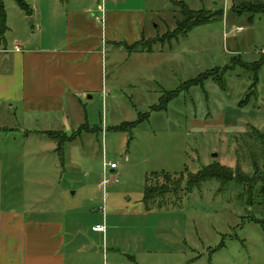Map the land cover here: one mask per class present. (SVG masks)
Returning <instances> with one entry per match:
<instances>
[{"label": "rangeland", "instance_id": "rangeland-1", "mask_svg": "<svg viewBox=\"0 0 264 264\" xmlns=\"http://www.w3.org/2000/svg\"><path fill=\"white\" fill-rule=\"evenodd\" d=\"M21 1L28 11L49 0ZM184 1L193 11L224 14L168 44L178 8H147L146 22L157 25L142 42L150 46L163 37L165 47L160 52L155 42L152 54L107 63L108 86L117 89L107 93V105L84 100L93 132L78 131L69 140L0 139V170L21 167L27 174L19 191L1 189L0 202L21 196L29 212H55L49 219L63 224L67 242L75 235L74 245L83 237L88 242L77 261L94 253L100 264H264V234L257 224L264 222V15L249 22L231 12L264 0ZM83 2L96 7L102 0ZM3 6L7 24L0 43L34 40L37 33L27 21L28 35L20 30L25 12L15 0H3ZM205 72L204 82L190 84ZM129 123L135 125L113 130ZM209 165L220 168L188 192L152 177L182 173L184 184ZM149 178L150 187L166 194L155 198L161 206L146 210ZM96 222L105 225L104 244L101 233L90 234Z\"/></svg>", "mask_w": 264, "mask_h": 264}, {"label": "crops", "instance_id": "crops-1", "mask_svg": "<svg viewBox=\"0 0 264 264\" xmlns=\"http://www.w3.org/2000/svg\"><path fill=\"white\" fill-rule=\"evenodd\" d=\"M54 1H46L47 4H42L38 10L21 12L24 26L20 30L28 35L27 21L37 33L35 37L31 31L34 40L26 36L18 40L19 43H0V139H13L14 142L17 139H50L46 133L59 132L67 139H74L80 129L82 133L93 132L86 123L88 104L84 100L101 99V103L107 105L104 103L107 93L117 89L108 86L107 63H122L134 53L152 54L155 42L160 52L165 47L163 37L156 39L152 46L142 42L151 37L150 32L157 25L151 28L146 22L147 8L162 9L164 3L176 7L178 3L186 5L184 0H145V3L142 0L139 4L106 0L109 4L104 5L103 23H99V4L95 7L83 0ZM178 37L173 40L177 42ZM139 43L141 48L127 49ZM16 46L19 52L14 50ZM124 50L126 54L122 53ZM112 78L118 80L123 76ZM12 155L7 154L10 159ZM25 175L21 167L0 170V191H19L21 181H26ZM49 215L57 214L45 210L29 212L21 196L0 202V264H67V255L68 264H100L94 253L77 261L75 256L86 251L83 249L88 245L86 238L77 244L79 247L74 245L76 235L67 242L63 224L57 219L50 220ZM100 224L96 222L91 226L90 234H100L93 231ZM101 235L104 244L105 234ZM67 247L68 253L65 252Z\"/></svg>", "mask_w": 264, "mask_h": 264}, {"label": "trees", "instance_id": "trees-1", "mask_svg": "<svg viewBox=\"0 0 264 264\" xmlns=\"http://www.w3.org/2000/svg\"><path fill=\"white\" fill-rule=\"evenodd\" d=\"M15 3L18 6V8H20L24 12L28 13V11H26L27 9H26L25 4L21 0H15ZM177 5H178L177 8L179 10L180 19L175 20V25H176L175 29L172 31L168 40L176 39L178 36L185 35L192 28L199 26L201 23L204 24V21L207 20L206 16L209 14V13L204 14V12L202 13V11L190 10L183 3H178ZM231 12L236 13L240 17H248L249 22H252L254 17H257L259 15H264V4H262V5L248 4L247 6L244 5L241 8H239L238 10L231 11ZM4 28H5V12H4L3 0H0V30H1V34L4 31ZM137 47L141 48L140 43H139V45L134 44L131 47H127V49L132 51V50H136ZM206 74L207 73L205 72L201 76H198L197 78L191 80L190 84L196 83L199 85L200 83L204 82L205 78L208 77V75H206ZM171 96H174V93L173 94L171 93ZM132 125L134 126L135 123L134 124L120 125V126L116 127L115 130L121 131V130H124L125 127L132 126ZM81 131H82V129L79 130V132H81ZM45 135L52 140L64 138V135H62L60 133H46ZM216 168H220V167L219 166L217 167V165H209L208 167L200 170L197 174L191 176V178H189L187 180V182L184 184L182 182L183 181V174L182 173H180V175L177 173H175V174H166V173L154 174V175H152V177L159 175V177H161L166 183L176 182L175 187H177L179 189L184 187L185 190H187V192H188L192 189L199 188L202 183H204L208 179H210L211 175L208 174L207 172L210 171L211 173H213L212 170L213 169L216 170ZM174 178H176V179L174 180ZM229 178H230V175L228 176V179ZM150 180H151V178L146 179V181H145L143 198H142V203H143L146 210H150V209H153L155 207L161 206L160 200L158 201L155 198L163 197L166 194V192L165 193L162 192L163 188L155 189V188L150 187V185L148 184V182ZM247 180H251V179L249 177H247ZM173 191L174 190H170L167 194L172 193ZM257 224L260 225L262 232L264 234V222H260Z\"/></svg>", "mask_w": 264, "mask_h": 264}, {"label": "built area", "instance_id": "built-area-1", "mask_svg": "<svg viewBox=\"0 0 264 264\" xmlns=\"http://www.w3.org/2000/svg\"><path fill=\"white\" fill-rule=\"evenodd\" d=\"M104 4H105V2H104V0H102L101 4H100L99 7H98L99 12L101 13V16L97 19V21H98L99 23H103V19H104ZM242 30H243V29H242L241 27L235 29L236 32H241ZM14 50H15L16 52H19V47L16 46V47L14 48ZM106 166H108V165H106L105 163H103V167L105 168ZM109 167H110L111 169H114V168H115V165L110 164ZM108 182H109V180H106V179H105V180H103L102 184L105 185V184H107ZM93 231H94V232L101 233V234H105V225H104V224L96 225V226L93 228Z\"/></svg>", "mask_w": 264, "mask_h": 264}, {"label": "water", "instance_id": "water-1", "mask_svg": "<svg viewBox=\"0 0 264 264\" xmlns=\"http://www.w3.org/2000/svg\"><path fill=\"white\" fill-rule=\"evenodd\" d=\"M224 14V11L223 9H219L211 14H209L206 18L209 19V18H214V17H222ZM217 155L216 154H213L212 157H216Z\"/></svg>", "mask_w": 264, "mask_h": 264}]
</instances>
